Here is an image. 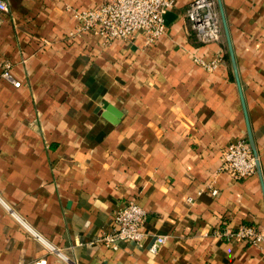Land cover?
I'll return each instance as SVG.
<instances>
[{
  "label": "crops",
  "instance_id": "0c3cea01",
  "mask_svg": "<svg viewBox=\"0 0 264 264\" xmlns=\"http://www.w3.org/2000/svg\"><path fill=\"white\" fill-rule=\"evenodd\" d=\"M104 1L0 11V264H264V241L223 235L264 231V0H217L219 42H200L190 0L151 46L72 36L74 12ZM239 140L260 168L237 180L220 166ZM131 201L147 212L144 241L98 243Z\"/></svg>",
  "mask_w": 264,
  "mask_h": 264
},
{
  "label": "built area",
  "instance_id": "2783aa9c",
  "mask_svg": "<svg viewBox=\"0 0 264 264\" xmlns=\"http://www.w3.org/2000/svg\"><path fill=\"white\" fill-rule=\"evenodd\" d=\"M175 7L176 0H105L98 7L74 12L79 25L71 35L76 36L85 31L92 32L100 36L105 45L115 39L132 40L144 35L145 44L151 46L167 33L166 15ZM7 10V0H0V11ZM186 15L200 42L221 41L223 28L217 0H190ZM200 62L206 69L212 71L219 67L221 59L216 58L211 61L200 59ZM9 68L10 65L7 64L3 77L19 87L21 82L13 78ZM257 161L258 156L249 144L245 140H239L222 150L220 171L240 180L257 173ZM212 193L216 195L218 190L214 188ZM146 215V210L139 204L134 201L129 202L115 214L114 228L99 237L97 242L113 249H118L120 241L143 242L147 236L143 230ZM223 235L240 237L253 243L264 241V231L252 226L228 229ZM38 237L44 241L40 236ZM166 239L165 235L156 236L152 250L156 251ZM48 246L52 252L66 258L60 250ZM31 264H48V260L44 257Z\"/></svg>",
  "mask_w": 264,
  "mask_h": 264
},
{
  "label": "water",
  "instance_id": "95a60500",
  "mask_svg": "<svg viewBox=\"0 0 264 264\" xmlns=\"http://www.w3.org/2000/svg\"><path fill=\"white\" fill-rule=\"evenodd\" d=\"M171 11H169L168 13H167V15L170 13ZM166 15V16H167ZM117 114L120 116L121 114L119 113V112H117ZM115 122H117V120H118V118L117 119H113ZM255 155H257V152L255 151ZM258 156V155H257ZM257 167H258V169L260 168V161H259V159H258V161H257Z\"/></svg>",
  "mask_w": 264,
  "mask_h": 264
}]
</instances>
